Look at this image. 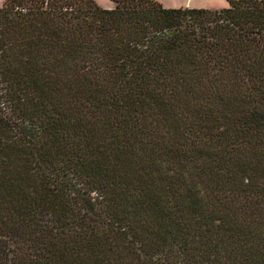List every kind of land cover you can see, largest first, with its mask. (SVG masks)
<instances>
[{
	"label": "trees",
	"instance_id": "trees-1",
	"mask_svg": "<svg viewBox=\"0 0 264 264\" xmlns=\"http://www.w3.org/2000/svg\"><path fill=\"white\" fill-rule=\"evenodd\" d=\"M3 0L0 264H264V0Z\"/></svg>",
	"mask_w": 264,
	"mask_h": 264
},
{
	"label": "rangeland",
	"instance_id": "rangeland-1",
	"mask_svg": "<svg viewBox=\"0 0 264 264\" xmlns=\"http://www.w3.org/2000/svg\"><path fill=\"white\" fill-rule=\"evenodd\" d=\"M102 8H113L111 0H94ZM166 8L221 9L228 6V0H154ZM3 0H0V7Z\"/></svg>",
	"mask_w": 264,
	"mask_h": 264
}]
</instances>
